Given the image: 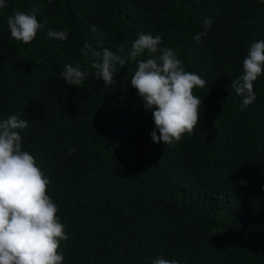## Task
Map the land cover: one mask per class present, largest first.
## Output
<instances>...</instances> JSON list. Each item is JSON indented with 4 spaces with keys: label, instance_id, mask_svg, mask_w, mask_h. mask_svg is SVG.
<instances>
[{
    "label": "trees",
    "instance_id": "16d2710c",
    "mask_svg": "<svg viewBox=\"0 0 264 264\" xmlns=\"http://www.w3.org/2000/svg\"><path fill=\"white\" fill-rule=\"evenodd\" d=\"M33 6L45 29L24 44L11 37L7 18ZM204 16L213 24L197 43ZM47 30H65L68 39ZM141 33L159 35L161 47L206 81L193 89L202 101L194 134L173 145L152 139V112L130 83L137 63L117 65L119 83L105 86L81 53L85 42L130 48ZM260 40L264 0H6L0 121H28L22 150L51 180L48 194L69 234L64 264H152L160 256L264 264V74L246 108L230 86ZM66 64L85 72L79 87L61 77Z\"/></svg>",
    "mask_w": 264,
    "mask_h": 264
},
{
    "label": "clouds",
    "instance_id": "9594fccd",
    "mask_svg": "<svg viewBox=\"0 0 264 264\" xmlns=\"http://www.w3.org/2000/svg\"><path fill=\"white\" fill-rule=\"evenodd\" d=\"M6 0H0V9ZM38 6L28 12L15 10L7 18L11 37L24 44L37 38L45 29L38 18ZM213 19L203 18V33L194 40L199 43L212 27ZM96 39H101L96 25H90ZM48 38L65 41V30H47ZM159 35L141 33L127 48V42L118 51L109 48L94 49L85 42L81 53L95 69L97 79L105 86L119 82L115 78L127 62L137 63L131 86L137 90L146 110L151 111L155 128L151 133L155 143L173 145L184 134L193 135L200 122L201 99L193 94L194 88H203L206 81L198 74L186 71L177 54L168 47H161ZM147 54V59H139ZM264 74V40L251 44L243 59V73L233 80L232 89L242 97V108L256 99L254 82ZM68 85L84 83L85 72L80 65L66 64L60 73ZM29 128L28 121L13 114L0 121V264H64L61 242L69 239L65 225L58 215L59 208L48 194L51 183L28 151L22 150V135ZM159 133V134H158ZM71 153V149L69 150ZM152 264H180L179 260L157 257Z\"/></svg>",
    "mask_w": 264,
    "mask_h": 264
}]
</instances>
